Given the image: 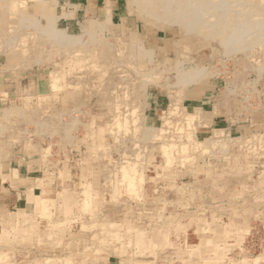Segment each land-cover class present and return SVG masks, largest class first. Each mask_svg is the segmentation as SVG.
<instances>
[{
    "label": "rangeland",
    "instance_id": "1",
    "mask_svg": "<svg viewBox=\"0 0 264 264\" xmlns=\"http://www.w3.org/2000/svg\"><path fill=\"white\" fill-rule=\"evenodd\" d=\"M9 1L0 158L25 151L47 169L27 210H0V264H264V0L164 4L202 14L188 33L129 0H111L121 25L86 10L108 0ZM217 114L232 136L205 133Z\"/></svg>",
    "mask_w": 264,
    "mask_h": 264
},
{
    "label": "crops",
    "instance_id": "2",
    "mask_svg": "<svg viewBox=\"0 0 264 264\" xmlns=\"http://www.w3.org/2000/svg\"><path fill=\"white\" fill-rule=\"evenodd\" d=\"M85 7H87L86 10L91 15L93 14L97 18H102L103 21L106 20L107 12H109L112 23L117 22L121 25L126 18L125 13L122 12L119 1H117V3H112L111 0H108L102 5L98 3L95 6L92 3H87ZM149 105L152 106L154 110L161 107V103L159 104V100L156 96L152 97ZM203 109L205 110V108ZM221 119L222 116L218 114L213 115L212 117L202 118L204 124L209 125V130L205 132L206 134H209V138H211L215 132L218 133L220 131H225L227 135L232 136L233 127L229 126L223 129L220 127V121H223ZM9 154L10 157L0 158V210L5 206H8L13 210L14 205V208L17 209V211L27 210L29 206H31L32 201L36 200V198L42 193L45 182L44 176L41 173L47 169V166L44 162H41L39 158L33 162L32 158L29 157L25 151L19 152L10 149L8 156ZM193 242L194 241L191 242L190 248L194 243L199 244L200 241ZM202 260L206 262V257ZM202 260L199 255L198 263L204 264ZM194 263L195 262L189 264ZM109 264L113 263L109 262Z\"/></svg>",
    "mask_w": 264,
    "mask_h": 264
},
{
    "label": "bare ground",
    "instance_id": "3",
    "mask_svg": "<svg viewBox=\"0 0 264 264\" xmlns=\"http://www.w3.org/2000/svg\"><path fill=\"white\" fill-rule=\"evenodd\" d=\"M37 1H39V0H37ZM129 1H132V2H134L135 3V5H136V7H138L139 8V10H142L141 12H140V18H142V19H145L146 21H148L147 23H149V24H152V25H154L153 23H156L155 25L156 26H159L160 27V29H162L163 31L165 30H169V29H172V28H174V27H177V28H179L182 32H189V30H190V27H194L195 25H197V24H199L198 22V20L196 21V19H197V17L198 18H200L199 16H201V15H195L196 17H195V19L193 18L194 17V15H193V17H191L190 15H188L189 14V11L190 10H187V6L186 7H183L184 5H182L181 6V4L182 3H188L189 2V4H190V2L191 1H194V0H186V1H188V2H185V0H183L184 2H182V0H179V1H176V0H174V1H171V0H168L167 2H165V0H129ZM196 1H198V0H196ZM196 1L195 2H192V3H194L195 5H197V3H196ZM263 1V0H262ZM175 3L176 5L178 4V2H182L181 4H180V6H177V7H167V6H169V5H164V4H166V3ZM9 3H10V9L12 10V11H14L15 12V10H17L20 6H18V5H23L24 3L23 2H21V0H12V1H9ZM163 3V4H162ZM216 3V2H215ZM200 4H202V3H200ZM200 4H198V5H200ZM175 5V6H176ZM190 5H192V4H190ZM197 5V6H198ZM208 5V4H207ZM202 6V5H201ZM200 6V7H201ZM190 7V6H189ZM196 7V6H195ZM217 7V6H216ZM215 7V8H216ZM222 7V6H221ZM220 7V8H221ZM202 8V7H201ZM200 8V9H201ZM208 8H211L212 9V6L210 7H208ZM202 9H204V7L202 8ZM211 9H208V11L210 10V12L212 13V11H211ZM214 10V9H213ZM191 11H192V7H191ZM190 11V12H191ZM206 11H207V8H206ZM146 13V14H144L145 16L143 17V15H141V13ZM201 12V11H200ZM207 13V12H206ZM218 13V12H217ZM1 14V13H0ZM107 15H108V17H106V21L104 22V23H106L107 25H109L110 23H112L111 22V19H110V15H109V12H107L106 13ZM156 14H159V16H156ZM200 14V13H199ZM219 14V13H218ZM217 14V15H218ZM216 15V14H215ZM157 18H156V17ZM207 17V16H206ZM54 17H52V19H49V22H48V28L50 29V31L53 33V35H55V36H59V37H61V39H66V40H68V38H69V36H68V34L66 35V31H62V30H57V28H56V19H53ZM108 18V19H107ZM194 19V21H196L197 23H195V22H193L192 20ZM202 19H204L203 17H202ZM67 20V19H66ZM153 20H156V22H154ZM210 20V19H209ZM189 21H191V22H189ZM109 22V23H108ZM153 22V23H152ZM209 22V21H208ZM213 22H215V20L213 21ZM217 22V21H216ZM192 23H194L193 25H192ZM206 23V22H205ZM236 23H238V22H236ZM236 23H235V25H236ZM13 24H15V23H13ZM201 24V23H200ZM213 24V23H212ZM216 24V23H215ZM231 24V23H230ZM258 24V23H257ZM211 25V24H210ZM217 25H219L218 23H217ZM232 25V24H231ZM234 25V24H233ZM104 28H103V27ZM100 25V26H98L100 29L102 28V29H105L106 28V26H105V24H103V25ZM208 26H209V24H208ZM228 26V25H227ZM259 26V25H258ZM88 27H94L91 23H87V27H85V28H88ZM108 27V26H107ZM192 27V28H193ZM206 27H207V25H206ZM210 27V26H209ZM221 27V26H220ZM220 27L218 28V31L220 30ZM230 27H232V26H230ZM244 27H245V25H244ZM75 28V27H74ZM198 28V27H197ZM241 28H243V25H242V27ZM204 29V28H203ZM214 29V28H213ZM239 29V28H238ZM248 29V28H247ZM258 29V28H257ZM235 30L237 31V28H234V32H235ZM249 30H251V28L249 29ZM254 30V29H253ZM22 31V30H21ZM49 31V32H50ZM97 32V31H96ZM220 32V31H219ZM233 32V33H234ZM246 31L244 30L243 32H239V31H237V33H234L233 35L234 36H238V38H239V36H241V35H244V33H245ZM210 33V32H209ZM208 33V34H209ZM215 33V32H214ZM217 33V32H216ZM206 34H207V32H206ZM212 34V33H211ZM220 35H222L223 36V34H224V32H220L219 33ZM246 34V33H245ZM247 34H248V31H247ZM247 34H246V36H247ZM71 35V34H70ZM215 35V34H214ZM16 36V35H15ZM49 36V35H48ZM57 36V37H58ZM246 36H244V37H246ZM219 38H221V37H219L218 36V39ZM225 38V37H224ZM238 38H233V37H230L229 39H228V37L226 38V39H228L227 40V42L229 41L230 43H233V42H235V41H237V40H235V39H238ZM58 39V38H57ZM61 39H59V40H61ZM73 39V38H72ZM2 40H5V38L3 37V39H1V41ZM21 40V39H20ZM75 40V39H74ZM89 40V39H88ZM242 40V39H241ZM94 41V40H93ZM100 41V40H99ZM20 42V41H19ZM79 42V41H78ZM63 43V42H62ZM89 43V42H88ZM224 43V42H223ZM230 43L229 44H227V45H230ZM65 44H67V43H65ZM84 44V43H83ZM234 44H236V43H234ZM69 45V44H68ZM93 46H95L94 44H92ZM92 46V47H93ZM261 46V45H260ZM15 47V46H14ZM91 47V48H92ZM248 47V46H247ZM88 48H90L89 47V45H88ZM229 48V47H228ZM239 48V47H238ZM249 48V47H248ZM87 49V48H86ZM217 49V48H216ZM65 50V49H64ZM81 50H82V48H81ZM228 50V49H227ZM19 51V50H18ZM57 51V50H56ZM66 51V50H65ZM69 51V50H68ZM6 52V51H5ZM59 52V51H58ZM67 52V51H66ZM80 51L78 50V52H75V54L76 53H78V54H80L79 53ZM227 52V51H226ZM234 52H236V51H234ZM69 53V52H68ZM245 53V52H244ZM77 54V55H78ZM14 56V55H13ZM75 57H76V55H74ZM84 56V55H83ZM11 57H12V55H11ZM10 57V58H11ZM13 60V59H12ZM99 70V69H98ZM175 70V69H174ZM189 75V74H188ZM192 75V74H191ZM195 75H198V77H200L199 76V74H194V76ZM189 77V76H188ZM197 77V78H198ZM193 79V78H192ZM195 79H196V77H195ZM188 83V82H187ZM187 85V84H186ZM185 86V85H184ZM173 101V100H172ZM176 103V102H175ZM175 105H173V107H174ZM175 108V107H174ZM171 109L172 111H174L175 109ZM123 115V114H122ZM192 116H195L194 114H189V117H190V124H192V119L193 120H195L194 118L195 117H192ZM179 118V117H178ZM159 119V118H158ZM197 121V120H196ZM162 122V121H161ZM198 122V121H197ZM197 125H201L200 123L199 124H197ZM101 133V132H100ZM190 133V132H189ZM192 136V135H191ZM151 137V136H150ZM148 139V138H147ZM99 142L101 141V140H98ZM101 143V142H100ZM101 145H102V143H101ZM144 145V144H143ZM172 148V147H171ZM137 160V159H136ZM172 160V159H171ZM171 160H169L168 162H171ZM139 162V161H138ZM83 172V171H82ZM136 184V183H135ZM78 202V201H77ZM50 208V207H49ZM48 208V209H49ZM105 210V209H104ZM47 211V210H46ZM97 212H99V211H97ZM88 216V215H87ZM98 218V217H97ZM16 232H18V230H17V228H16ZM86 238V237H85ZM94 244V243H93ZM73 256H74V254L73 253H71L70 255H68L67 256V258H66V262L68 263V264H74V258H73ZM7 258H9V256L7 255V256H4L3 258H1L0 257V261H4V260H6ZM13 264H22V263H19V262H17L16 260H14V263Z\"/></svg>",
    "mask_w": 264,
    "mask_h": 264
}]
</instances>
